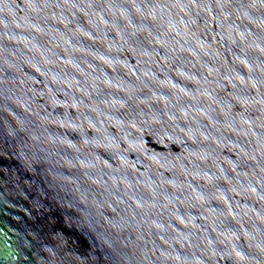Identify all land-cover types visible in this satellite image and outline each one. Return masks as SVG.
Here are the masks:
<instances>
[{"label":"water","instance_id":"95a60500","mask_svg":"<svg viewBox=\"0 0 264 264\" xmlns=\"http://www.w3.org/2000/svg\"><path fill=\"white\" fill-rule=\"evenodd\" d=\"M0 264H264V0H0Z\"/></svg>","mask_w":264,"mask_h":264}]
</instances>
